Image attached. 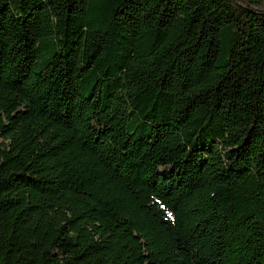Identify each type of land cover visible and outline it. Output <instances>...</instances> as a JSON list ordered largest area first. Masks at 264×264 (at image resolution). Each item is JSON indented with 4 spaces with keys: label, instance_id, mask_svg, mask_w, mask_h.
I'll return each instance as SVG.
<instances>
[{
    "label": "trees",
    "instance_id": "1",
    "mask_svg": "<svg viewBox=\"0 0 264 264\" xmlns=\"http://www.w3.org/2000/svg\"><path fill=\"white\" fill-rule=\"evenodd\" d=\"M0 264H264V0H0Z\"/></svg>",
    "mask_w": 264,
    "mask_h": 264
}]
</instances>
